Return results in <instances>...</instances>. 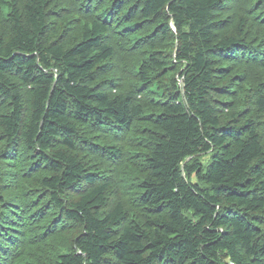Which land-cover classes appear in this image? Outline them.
Wrapping results in <instances>:
<instances>
[{
	"label": "trees",
	"instance_id": "obj_1",
	"mask_svg": "<svg viewBox=\"0 0 264 264\" xmlns=\"http://www.w3.org/2000/svg\"><path fill=\"white\" fill-rule=\"evenodd\" d=\"M67 1L0 0V264H264V0Z\"/></svg>",
	"mask_w": 264,
	"mask_h": 264
},
{
	"label": "rangeland",
	"instance_id": "obj_2",
	"mask_svg": "<svg viewBox=\"0 0 264 264\" xmlns=\"http://www.w3.org/2000/svg\"><path fill=\"white\" fill-rule=\"evenodd\" d=\"M66 4H69V5L72 6V0H68V1L66 2ZM232 7H233V5H232ZM232 7H231V8H232ZM204 159L207 160L208 157H204ZM193 180H196V178H193Z\"/></svg>",
	"mask_w": 264,
	"mask_h": 264
},
{
	"label": "bare ground",
	"instance_id": "obj_3",
	"mask_svg": "<svg viewBox=\"0 0 264 264\" xmlns=\"http://www.w3.org/2000/svg\"><path fill=\"white\" fill-rule=\"evenodd\" d=\"M43 23V22H42ZM37 41V40H36ZM35 59V58H34ZM71 80V79H70ZM222 144V143H221ZM225 249V248H224ZM216 256V255H215ZM27 259V258H26ZM28 259H30V258H28ZM218 259V258H217ZM28 261V260H27ZM31 262V261H30ZM19 264V263H18Z\"/></svg>",
	"mask_w": 264,
	"mask_h": 264
}]
</instances>
